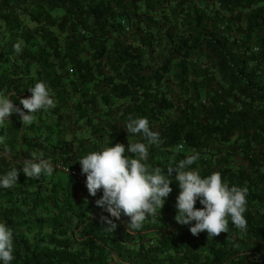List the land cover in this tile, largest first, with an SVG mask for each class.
<instances>
[{
    "label": "trees",
    "instance_id": "16d2710c",
    "mask_svg": "<svg viewBox=\"0 0 264 264\" xmlns=\"http://www.w3.org/2000/svg\"><path fill=\"white\" fill-rule=\"evenodd\" d=\"M37 82L56 107L0 126V174L32 152L55 168L0 189L11 264H264V0H0V95L19 104ZM129 116L159 145L129 135ZM129 140L148 145L150 170L199 153L202 177L247 187V230L193 235L173 173L164 207L129 231L73 174L86 180L81 157Z\"/></svg>",
    "mask_w": 264,
    "mask_h": 264
},
{
    "label": "clouds",
    "instance_id": "9594fccd",
    "mask_svg": "<svg viewBox=\"0 0 264 264\" xmlns=\"http://www.w3.org/2000/svg\"><path fill=\"white\" fill-rule=\"evenodd\" d=\"M17 53L22 51L21 44H14ZM31 96L19 98V104L0 95V126L13 114H18L22 124L30 126L36 115L56 107L48 85L37 82L28 89ZM22 105V107H20ZM128 134H139L148 144L159 145L160 134L152 130L146 117L129 116L125 126ZM5 137L0 136V144ZM132 154V155H130ZM135 156V158H131ZM31 159L23 162L22 169L12 168L0 174V189H9L18 183L20 172L27 177L38 179L41 175L51 176L55 168L42 154L31 153ZM200 159L199 153H192L181 159L175 167H169L167 175L156 167L149 169V147L145 142H130L129 146L118 143L81 157L82 174L86 175V187L95 197L102 191L97 205L105 207L112 217H130L128 230L142 228L146 218L162 209L173 188L170 179L175 173L180 192L176 198V220L181 225H191L190 231L198 236L207 232L208 239L220 233H228L229 220L236 229L247 230V187L229 186L219 172L202 177L197 170L190 168ZM199 201L201 208H197ZM194 222V223H193ZM108 223H112L110 220ZM115 227V225H113ZM14 233L4 222H0V264H11L14 256Z\"/></svg>",
    "mask_w": 264,
    "mask_h": 264
},
{
    "label": "built area",
    "instance_id": "2783aa9c",
    "mask_svg": "<svg viewBox=\"0 0 264 264\" xmlns=\"http://www.w3.org/2000/svg\"><path fill=\"white\" fill-rule=\"evenodd\" d=\"M73 174L77 177V178H79L80 180H84L85 182V184H86V180L79 174V173H77V172H73Z\"/></svg>",
    "mask_w": 264,
    "mask_h": 264
}]
</instances>
